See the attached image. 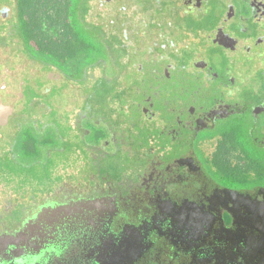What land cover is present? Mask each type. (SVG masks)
<instances>
[{
	"label": "flooded vegetation",
	"instance_id": "af4514ba",
	"mask_svg": "<svg viewBox=\"0 0 264 264\" xmlns=\"http://www.w3.org/2000/svg\"><path fill=\"white\" fill-rule=\"evenodd\" d=\"M46 2L59 19L47 18ZM105 2L113 4L109 17L94 22L91 0H0V41L26 43L33 56L21 51L34 68L26 74L1 60L11 81L0 84V149L16 129L5 98L35 134L64 133L69 148L45 151L65 172L50 190L32 194L0 176V264H264V0ZM165 11L211 28L189 30L169 52H150L147 71L142 61H125L127 50L114 58L109 45H93L74 27L82 20L128 35L133 23L158 24ZM69 48L83 57L67 67ZM100 48L108 76L93 58ZM96 78L113 87L102 107L82 90ZM51 87L65 90V106L43 102ZM130 149H150L132 170L138 174L122 182L104 169L98 184L95 166Z\"/></svg>",
	"mask_w": 264,
	"mask_h": 264
},
{
	"label": "rangeland",
	"instance_id": "374dc122",
	"mask_svg": "<svg viewBox=\"0 0 264 264\" xmlns=\"http://www.w3.org/2000/svg\"><path fill=\"white\" fill-rule=\"evenodd\" d=\"M106 0H91V8L88 12V19H91L94 22H100L103 21V19L109 17L111 6L113 4L111 3H106ZM121 3L125 2H131L133 0H120ZM148 0H145L146 3ZM60 5V3L58 4ZM147 6H149L147 4ZM44 7V6H42ZM164 8H167L165 5L163 6ZM156 8L152 10V12H155ZM45 12L48 13V19H59L60 13L56 12L55 15V6L52 5L51 3L46 2L45 6ZM151 12V13H152ZM84 11L81 9V17L83 18L84 16ZM100 13V14H99ZM150 13V15H151ZM158 17H163L161 16L160 13L155 12ZM72 12H70V15ZM40 15V14H38ZM171 15V14H170ZM43 16V15H42ZM164 17L158 22V24H155V22L151 23L150 21L144 22V23H138L132 24L131 32H128V35H126L125 30L123 29L122 33L116 32L115 34H110L111 30L107 33L104 30V27L100 25L99 27H94L91 24H85L82 20H79L78 23H74V27L76 30H81L82 32L83 29L87 32H89L90 37H88L87 41L92 43L95 46H100V44H106L111 47L113 57L116 58V56H119L120 53H123V51H126L127 58L125 61L129 64H134V62L137 61H146L145 56L147 57V60L150 59V52H157L161 51L159 50L162 48L164 51L169 52L172 50V48L175 45L178 46V43L176 40L178 38H186L188 36V32L190 30L193 32H196L198 28H203V29H208L211 28V21H206L202 22L199 19H194L192 16L185 17L184 19L180 20V17L178 18L177 16H169L168 11L164 12ZM196 22V24H195ZM47 23V21H46ZM49 26V25H48ZM51 27L53 25H50ZM112 25H110L108 28H110ZM157 28L158 31L155 33L152 32V28ZM60 27V26H59ZM53 28V27H52ZM161 28L163 29L162 33L164 34L163 40H161L158 37L159 31H161ZM57 29V27H56ZM118 29V27H117ZM94 30V32H93ZM49 33H51V29H48ZM53 33V32H52ZM55 33L58 35L59 31L56 30ZM151 33V34H150ZM121 34V35H120ZM96 35V36H95ZM95 36V37H94ZM0 37L2 40H4V36L1 33ZM166 37V38H165ZM155 39L156 43H159L158 48L154 47V40ZM161 40V41H160ZM159 41V42H158ZM174 41V43L172 42ZM23 44V43H22ZM22 44L18 41L12 40V41H0V84L1 86H7L11 81L10 80V70L7 68L5 64L4 67H2L1 60L2 58L5 60V62L11 66L14 67L18 70H22L23 72L27 73H34V68L30 66V63L28 59L26 58L25 54L21 51V47L26 49V53L29 56H33V52L30 51L28 48V45L24 43L25 46H22ZM116 45V50L113 47V45ZM21 45V46H20ZM119 47V48H118ZM74 53V51H73ZM70 55L71 57L74 56V54ZM68 57V59L65 61L66 66L70 67L75 64L81 57H83V52L79 51L73 59H70L71 57ZM92 56V51L88 52V57ZM39 57V56H38ZM40 58V57H39ZM93 58H99L100 61H102V66L99 65L100 70L103 72L102 75H109L110 68L108 67V57L107 54L105 56V53H103L102 48H100V55L98 56L96 53L93 55ZM144 60V61H143ZM180 60L187 61L188 60V55L187 52H184L180 56ZM118 62H121L119 58H117ZM217 62V59H215ZM90 62V59H89ZM125 62H122L120 66H123ZM126 63V64H127ZM106 65V66H105ZM144 70H150L151 69V64L144 62ZM21 76L18 75V78L21 79L23 82L26 81V76L23 73H20ZM101 75V76H102ZM5 80V81H4ZM100 80L101 79H94V81L91 84H94L95 86L92 88H84L83 91L85 93H90L87 95V97L91 98V103L94 105L97 104L98 107H102L103 101L112 95L111 91H109V88H113L112 86H108L106 88L107 90H104L105 86L102 84L100 85ZM117 80V79H116ZM71 79H67L64 81L63 84L59 85L58 87L62 89L66 88L67 82H71ZM33 82H36V80H33ZM14 83V81H12ZM26 83V82H25ZM24 83V88H25V94L26 98L23 100V103H25L28 99L27 93L31 92L30 87L26 86ZM81 84V83H80ZM79 84V85H80ZM29 85V84H28ZM17 86H21V83ZM58 87H51V90L49 93H47L44 96V101L46 102L47 107H51L50 103V98H52L53 102L56 105H60L61 103L65 106L66 102L64 99L67 97L64 96L65 90H58ZM15 92H18V89H15L16 87H12ZM58 91H55L56 89ZM6 89V88H5ZM57 92V93H56ZM33 93V92H32ZM75 93V91L73 92ZM76 97V94H74ZM86 97L85 95H83ZM71 97V95H70ZM94 98V99H93ZM6 102H11V112L13 113V118L11 120L12 125L16 126L15 131L10 133V136H6L5 138H8V142L6 143V147L8 146L7 149H0V176L4 179V183L9 184L10 187H14L15 189H20L22 187H29L30 191L32 194L37 193L36 190L44 188L45 190H50L51 188H54L56 184L60 183L62 179L65 178V172L60 173L58 170L60 169L59 166L57 167V163L59 160V156L57 155H46L45 151L46 149H50L51 146L58 144L57 146L62 147L65 149V151L69 150L67 141L65 138V134L63 135L60 132H51V137H47V134L49 130H47L46 133L37 135L33 132L31 128V123L30 122H23L21 121V113L19 112V108L14 105V101H8V98H5ZM104 108V107H103ZM32 111H35V108H32ZM52 120V119H51ZM2 132L6 133V130H2ZM64 132V130H62ZM60 133V134H59ZM139 140V139H137ZM62 142V143H61ZM50 146V148H47ZM150 149H130L129 152L132 153L128 157L127 156H122V157H114L113 159H109L108 161L105 160L103 161L100 165H96L95 169L97 168V175H96V180L97 183H101L99 180V176L101 174H104V169H107V174L109 175L110 178L113 179H120L122 182H127V180L130 179L129 176H136L138 174V171H133L134 167L135 169H138L139 163H136L138 159H145L146 155L145 153L148 152ZM205 151H208V149H204ZM83 151V150H82ZM111 151V149H109ZM84 152V151H83ZM204 153V152H203ZM13 158V159H12ZM117 159V160H116ZM132 161V163H130ZM139 161V160H138ZM98 166V167H97ZM100 166V167H99ZM61 167V165H60ZM65 167V165L63 166ZM62 167V168H63ZM67 168L70 167V165L66 166ZM56 168V169H55ZM106 171V170H105ZM224 184H229V185H235L236 183H232L228 180L223 181Z\"/></svg>",
	"mask_w": 264,
	"mask_h": 264
},
{
	"label": "trees",
	"instance_id": "16d2710c",
	"mask_svg": "<svg viewBox=\"0 0 264 264\" xmlns=\"http://www.w3.org/2000/svg\"><path fill=\"white\" fill-rule=\"evenodd\" d=\"M39 1H41V3L43 2V1H46V0H39ZM40 3V2H39ZM58 48L59 47H57V50H58ZM56 50V49H55ZM73 49L72 48H69L68 50H67V55H68V57L70 56V55H72V53H73ZM74 54V53H73ZM71 57V56H70Z\"/></svg>",
	"mask_w": 264,
	"mask_h": 264
}]
</instances>
